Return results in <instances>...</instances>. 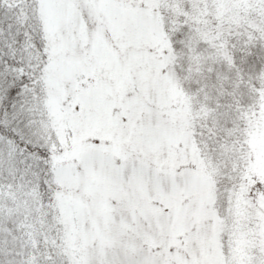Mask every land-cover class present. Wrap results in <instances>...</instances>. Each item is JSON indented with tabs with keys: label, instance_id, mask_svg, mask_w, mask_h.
Returning a JSON list of instances; mask_svg holds the SVG:
<instances>
[{
	"label": "snow or ice",
	"instance_id": "obj_1",
	"mask_svg": "<svg viewBox=\"0 0 264 264\" xmlns=\"http://www.w3.org/2000/svg\"><path fill=\"white\" fill-rule=\"evenodd\" d=\"M0 264H264V0H0Z\"/></svg>",
	"mask_w": 264,
	"mask_h": 264
}]
</instances>
